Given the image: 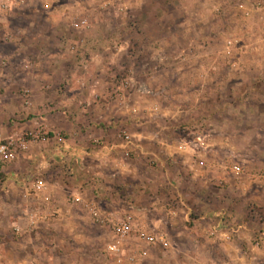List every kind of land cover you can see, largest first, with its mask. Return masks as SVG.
<instances>
[{
	"label": "rangeland",
	"instance_id": "1",
	"mask_svg": "<svg viewBox=\"0 0 264 264\" xmlns=\"http://www.w3.org/2000/svg\"><path fill=\"white\" fill-rule=\"evenodd\" d=\"M1 100L0 192L20 154L52 155L0 264H264V0H21Z\"/></svg>",
	"mask_w": 264,
	"mask_h": 264
},
{
	"label": "crops",
	"instance_id": "2",
	"mask_svg": "<svg viewBox=\"0 0 264 264\" xmlns=\"http://www.w3.org/2000/svg\"><path fill=\"white\" fill-rule=\"evenodd\" d=\"M3 101L4 100H1V102H0L1 103L0 104L1 105L0 106V115L3 118H6L7 117L6 111L2 107L4 105ZM66 124L68 125L69 123L66 121ZM10 129H11L10 123L1 124L0 135L2 136L4 134L9 133ZM63 154L64 155H66V154L70 155L69 152H67V153L65 152ZM50 155H52V154L47 153V148H45L44 145H41L38 148L37 152H35V153H33V152L32 153L31 152L30 153H27V152L24 153L23 152L22 154H20L18 156L16 161L7 165L4 168L6 177L2 183V188H1V192H0V215H1V213L3 214L2 218H0V242L2 240L1 230L3 229V228H1V226L5 227V228L7 226L6 224H8L9 227L12 226L11 225V223H12L11 217L12 216L8 215V214L12 213V212L10 213L8 211V208H10L9 203L15 199H20V201H21V198L32 199L33 196H38V197L41 196V195H39V192H41V191L38 192V191H36L35 187H33L34 186L33 183L35 180L34 178H36V177L35 176L32 177V175L35 174L34 172H36L37 169H39L38 172H40V173L45 169L44 167L46 166L47 161L44 160V158L48 157ZM53 156H57V155H54V153H53ZM53 158H55V157H53ZM56 158H58V156ZM56 160L59 161L58 159H56ZM200 163L204 164L203 161H201ZM35 169H36V171H35ZM57 194L58 193H56V190H54L50 193L51 196L47 195L44 198H46L47 200L49 198H51V200H54V197L58 196ZM21 207H23L24 211L26 210V212H28L27 211L28 208H26L27 206L25 204L22 205ZM218 214L219 213H217V214L215 213V215H218ZM26 222L29 224V222H30L29 218H28V221L26 218ZM217 228H218V230H217ZM212 231L215 232V234L217 231H219V233H221L220 235L226 236V233L222 232V229L220 228L219 224H217V223L212 226ZM225 236L223 237V239L225 238Z\"/></svg>",
	"mask_w": 264,
	"mask_h": 264
},
{
	"label": "built area",
	"instance_id": "3",
	"mask_svg": "<svg viewBox=\"0 0 264 264\" xmlns=\"http://www.w3.org/2000/svg\"><path fill=\"white\" fill-rule=\"evenodd\" d=\"M21 0H0V11L5 12L13 9L15 6L19 4ZM17 152V146L15 141L6 140L0 142V173L3 170V167L13 161L15 159ZM38 219L37 215L33 216L32 220ZM34 223V221H32ZM114 230H116V234L120 236H128L132 231V223L129 219H122L115 223ZM140 239L145 240L149 243H154L156 241L157 236L152 233H145L144 231H140L137 235Z\"/></svg>",
	"mask_w": 264,
	"mask_h": 264
}]
</instances>
